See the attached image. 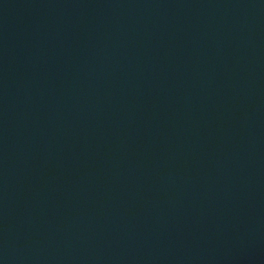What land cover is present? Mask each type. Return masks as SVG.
<instances>
[{"label":"water","instance_id":"obj_1","mask_svg":"<svg viewBox=\"0 0 264 264\" xmlns=\"http://www.w3.org/2000/svg\"><path fill=\"white\" fill-rule=\"evenodd\" d=\"M0 264H264V0H0Z\"/></svg>","mask_w":264,"mask_h":264}]
</instances>
